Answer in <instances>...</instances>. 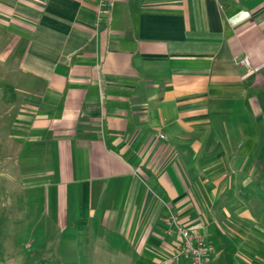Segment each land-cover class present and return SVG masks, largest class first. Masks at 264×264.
Segmentation results:
<instances>
[{
  "label": "crops",
  "instance_id": "crops-1",
  "mask_svg": "<svg viewBox=\"0 0 264 264\" xmlns=\"http://www.w3.org/2000/svg\"><path fill=\"white\" fill-rule=\"evenodd\" d=\"M109 1L97 25V0H0L24 180L120 264H189L171 215L210 264H264V0Z\"/></svg>",
  "mask_w": 264,
  "mask_h": 264
},
{
  "label": "rangeland",
  "instance_id": "rangeland-1",
  "mask_svg": "<svg viewBox=\"0 0 264 264\" xmlns=\"http://www.w3.org/2000/svg\"><path fill=\"white\" fill-rule=\"evenodd\" d=\"M5 45L0 47V52ZM7 65L0 64V264H120L123 258L116 249H108L92 237L83 222L73 235L72 224L63 227L53 217L54 207L41 201L38 191L29 188L22 171L23 157L16 159L10 139L11 115L8 97L12 81ZM264 128L256 125L255 152L248 165L253 182V208L264 206ZM15 158V159H14ZM21 168L17 169L16 166ZM264 216V212H262ZM264 221V218H263ZM94 239V240H93Z\"/></svg>",
  "mask_w": 264,
  "mask_h": 264
},
{
  "label": "built area",
  "instance_id": "built-area-1",
  "mask_svg": "<svg viewBox=\"0 0 264 264\" xmlns=\"http://www.w3.org/2000/svg\"><path fill=\"white\" fill-rule=\"evenodd\" d=\"M109 0H97L96 4V21L97 25L107 19L110 13ZM247 64V61H244ZM162 139L166 140L164 135ZM169 225H174L176 229V252L175 259H184L189 264H210L214 249L209 245L203 236L195 230L189 229L177 222L175 216L171 215L168 220Z\"/></svg>",
  "mask_w": 264,
  "mask_h": 264
}]
</instances>
